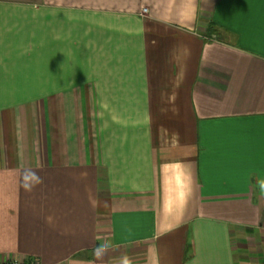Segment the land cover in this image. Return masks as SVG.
I'll return each mask as SVG.
<instances>
[{"label": "crops", "instance_id": "0c3cea01", "mask_svg": "<svg viewBox=\"0 0 264 264\" xmlns=\"http://www.w3.org/2000/svg\"><path fill=\"white\" fill-rule=\"evenodd\" d=\"M6 261L264 264V0H0Z\"/></svg>", "mask_w": 264, "mask_h": 264}, {"label": "built area", "instance_id": "2783aa9c", "mask_svg": "<svg viewBox=\"0 0 264 264\" xmlns=\"http://www.w3.org/2000/svg\"><path fill=\"white\" fill-rule=\"evenodd\" d=\"M143 11H145V9H143ZM9 264H18L16 261H12Z\"/></svg>", "mask_w": 264, "mask_h": 264}, {"label": "rangeland", "instance_id": "374dc122", "mask_svg": "<svg viewBox=\"0 0 264 264\" xmlns=\"http://www.w3.org/2000/svg\"><path fill=\"white\" fill-rule=\"evenodd\" d=\"M11 262H12V261H11ZM16 262H17V261H16ZM9 263H10V262H7V261H6V262H3V263L0 262V264H9ZM17 263L20 264L19 262H17Z\"/></svg>", "mask_w": 264, "mask_h": 264}]
</instances>
